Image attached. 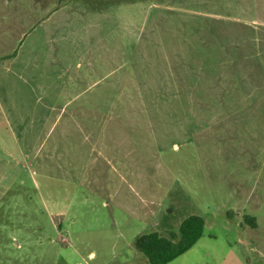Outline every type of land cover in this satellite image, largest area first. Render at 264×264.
Returning a JSON list of instances; mask_svg holds the SVG:
<instances>
[{"label":"rangeland","instance_id":"374dc122","mask_svg":"<svg viewBox=\"0 0 264 264\" xmlns=\"http://www.w3.org/2000/svg\"><path fill=\"white\" fill-rule=\"evenodd\" d=\"M191 215L171 264H264V0H0V264H148Z\"/></svg>","mask_w":264,"mask_h":264},{"label":"trees","instance_id":"16d2710c","mask_svg":"<svg viewBox=\"0 0 264 264\" xmlns=\"http://www.w3.org/2000/svg\"><path fill=\"white\" fill-rule=\"evenodd\" d=\"M245 221L255 227L253 218L245 217ZM203 227L204 220L198 215H191L180 222L177 236L170 232L169 237H164L152 229L137 236L133 246L145 256L148 264H168L196 244L202 237Z\"/></svg>","mask_w":264,"mask_h":264},{"label":"crops","instance_id":"0c3cea01","mask_svg":"<svg viewBox=\"0 0 264 264\" xmlns=\"http://www.w3.org/2000/svg\"><path fill=\"white\" fill-rule=\"evenodd\" d=\"M230 249V248H229ZM231 250V249H230ZM190 251V249L187 251V252H189ZM184 254H186V253H184ZM183 254V255H184ZM226 256H227V258L228 259H224L223 261H221L219 264H243L241 261H239V259L237 258V256H235V254L233 253V252H231V251H229L228 253L226 252V254H225ZM182 256V255H181ZM181 256H179V257H181ZM178 257V258H179ZM176 260V259H175ZM175 260H173V261H175ZM173 261H171L170 263H168V264H171Z\"/></svg>","mask_w":264,"mask_h":264}]
</instances>
